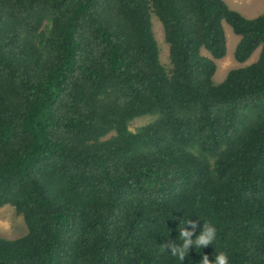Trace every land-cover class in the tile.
<instances>
[{"label":"trees","instance_id":"trees-1","mask_svg":"<svg viewBox=\"0 0 264 264\" xmlns=\"http://www.w3.org/2000/svg\"><path fill=\"white\" fill-rule=\"evenodd\" d=\"M162 25L159 60L151 16ZM240 37L232 69L223 24ZM154 119L129 129L136 118ZM0 264H264V13L223 0H0ZM184 227L191 229V225ZM202 251V252H201Z\"/></svg>","mask_w":264,"mask_h":264},{"label":"rangeland","instance_id":"rangeland-1","mask_svg":"<svg viewBox=\"0 0 264 264\" xmlns=\"http://www.w3.org/2000/svg\"><path fill=\"white\" fill-rule=\"evenodd\" d=\"M232 10L237 11L246 19H254L264 13V0H223ZM152 30L159 49V60L163 65L169 64L168 45L165 43L163 28L159 20L151 16ZM226 36V55L216 60V71L213 82L218 85L222 83L228 72L232 69L245 67L258 59L260 48H257L250 58L244 63H238L234 59V53L240 37L233 33L230 26L223 24ZM154 118L142 116L134 119L129 124L131 131H136L139 127L149 123ZM27 233L23 218L17 215L14 209L9 206L0 207V238L15 240Z\"/></svg>","mask_w":264,"mask_h":264},{"label":"clouds","instance_id":"clouds-1","mask_svg":"<svg viewBox=\"0 0 264 264\" xmlns=\"http://www.w3.org/2000/svg\"><path fill=\"white\" fill-rule=\"evenodd\" d=\"M190 224L191 229L184 227ZM197 225L191 219L184 222L183 227L179 229V236L175 240H167L160 244L167 252L180 261H183L189 256L191 249H201L215 243L217 239V228L211 223H203L202 229L196 233ZM202 252V251H201ZM199 264H229L227 255L223 252L218 253L213 259H209L208 255H203Z\"/></svg>","mask_w":264,"mask_h":264}]
</instances>
